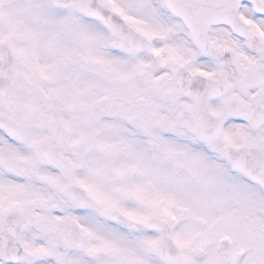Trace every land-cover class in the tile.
<instances>
[{
	"label": "snow or ice",
	"instance_id": "1",
	"mask_svg": "<svg viewBox=\"0 0 264 264\" xmlns=\"http://www.w3.org/2000/svg\"><path fill=\"white\" fill-rule=\"evenodd\" d=\"M0 264H264V0H0Z\"/></svg>",
	"mask_w": 264,
	"mask_h": 264
}]
</instances>
